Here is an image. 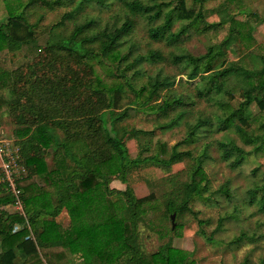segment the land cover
<instances>
[{"label": "trees", "instance_id": "16d2710c", "mask_svg": "<svg viewBox=\"0 0 264 264\" xmlns=\"http://www.w3.org/2000/svg\"><path fill=\"white\" fill-rule=\"evenodd\" d=\"M173 1L176 4L170 8L171 0L159 3H146L142 0H24L13 7L6 4L5 19L0 21V119L4 113L12 115V111L21 106L20 99L23 98L28 101L25 109L34 115V121L27 124L23 115L14 116L18 129L13 135L20 140L27 173L15 180L23 215L7 212L2 208L11 205L14 198L6 190L5 183H0V264H68L64 261L66 256L63 250L67 249L66 242L69 239L66 240V235L57 233L52 236L49 228L54 227L52 224L55 223L46 222V218L53 219L65 210L68 214H73L75 219L82 220L84 235L91 237L93 232H89V229L92 221L84 219L83 205L89 201L87 199H91V189L96 180L103 184L105 196L119 201L122 211L125 209L128 213L119 221V233L115 237L123 246L117 261H121V264H144L146 258L155 252H143L138 227L142 224L141 206L153 199L152 194L137 197L127 185L122 190L110 188V178L98 169L99 165L114 159L115 177L126 184L128 174L142 165L168 169L173 164L188 160L186 179L164 204V213L176 215L189 211V202L202 198V192L207 189L208 180H205L202 168L208 157L206 146L210 141L205 142L201 152L196 155L190 149L180 147L214 132L233 130L241 140L249 138V141L255 143V149L264 150V119L258 124V133L250 134L249 137L245 132L250 119L247 108L252 101L264 116V57L256 56L260 59V66L255 69H247L233 62L224 66L223 47L233 41L237 34L231 23L227 36L208 45L205 53L192 55L182 52L171 55L169 59L172 64L184 65L185 81L197 78L192 88L193 95L212 100L217 104L219 114L197 113L189 120L193 99L188 93L174 92V77L156 73L153 76L147 75L143 84L135 85L141 76L140 65L143 62L153 63L164 59L159 50L148 49L144 53L136 51L137 46L129 37L137 18L145 19V33L149 40H164L171 45L178 43L180 33L189 27L196 29L199 23L193 10L185 8L184 0ZM55 7H61L64 11L57 22L48 28L45 48L50 54L69 59L78 66L77 73L71 74L70 90L73 95L77 87L84 89L82 93L85 94V106L68 108L65 99L69 98V94L66 92L61 98L56 97L54 89L50 92L44 90L46 84L35 82L39 78L35 72L33 76V72L27 73L29 80L34 79V94L24 95L16 87L22 76L21 72L7 67L8 52L16 51L22 46H33L34 50L40 48L36 39L39 33L37 21L41 16L31 22L29 17L33 11L51 10ZM113 7L120 14L114 12L109 19L102 20L100 13L112 11ZM159 18L162 20L155 23ZM174 20L186 23L171 31ZM229 20L232 22L231 18ZM94 65L101 69L104 78L118 80V85L100 86L94 75ZM127 71H130L129 75ZM230 77L241 84V100L233 107L229 104L231 93L230 86L227 85ZM123 89L131 93V99L126 104L130 105L128 107H121L120 104L125 93ZM91 98L94 99L93 102L89 100ZM58 100L59 106L56 103ZM130 108L156 115L159 119L150 130L127 128L120 122L129 116ZM145 109L148 111L145 112ZM181 121L185 126L184 136L173 143L168 151L163 144L157 141L152 143L151 136L155 129H170ZM69 125L77 129L71 132L69 138H58L55 130H64ZM80 128L82 130L79 133ZM126 139H132L136 144L137 153L133 158L128 155ZM77 143L84 146L81 154H76L73 147ZM215 146L219 159L228 161L230 168L240 165L245 152L233 141L216 140ZM45 149H51L53 155H58L60 166L50 170L46 168ZM151 149L153 151L149 152ZM52 175H57L58 178L53 181ZM176 175L177 173L174 177ZM36 177L40 179V184L36 183ZM202 180L205 182L201 183ZM51 182L55 185L59 183L53 191H50ZM252 188L247 202L256 203L257 211L264 213V196L262 193L258 197L255 194L257 189H262L263 192L264 186L254 185ZM217 190L225 198L232 196L228 182ZM228 217L229 215L220 217L217 226ZM198 223L204 221L198 220ZM15 225L19 226L16 230L13 229ZM169 231L174 233L172 228ZM243 236L241 233L233 237L230 243H238ZM207 239L211 238L208 236ZM169 249L170 246L166 243L156 251L162 264H189L190 253L179 255L170 262Z\"/></svg>", "mask_w": 264, "mask_h": 264}, {"label": "rangeland", "instance_id": "374dc122", "mask_svg": "<svg viewBox=\"0 0 264 264\" xmlns=\"http://www.w3.org/2000/svg\"><path fill=\"white\" fill-rule=\"evenodd\" d=\"M24 0H0V21H4L6 16V4L10 7L22 3ZM146 3L166 2L168 0H142ZM176 3L171 0V6ZM186 9L193 10V15L199 20L196 29L190 27L179 34V41L176 45L168 42L151 41L145 33V19L137 18L134 30L129 37L136 44V51L146 52L148 49L159 50L163 60L159 62H143L140 65L141 76L137 79L135 85L143 84L147 75L153 76L156 73L174 77V92L181 91L182 94L188 93L193 99V108L191 107L190 119L194 115H208L212 112L220 113V110L212 100H206L203 97H196L193 92V86L196 79L185 81L183 71L186 69L183 64H172L171 55L187 52L192 55L203 54L206 47L210 44L217 43L229 33L230 23L237 30L234 40L223 47L224 66L230 63H236L247 69H255L260 66V59L256 56L264 57V0H184ZM64 11L61 7H55L51 10L36 9L30 15L29 20L33 22L38 16L37 30L39 31L36 39L39 50H34L33 46H22L16 51L8 52L7 67L12 70H18L22 76L16 84V87L22 90L24 95H33L34 79L29 80L27 75L34 72L38 78L37 83L46 84L43 89L55 90L56 97L61 98L67 92L68 99H65L68 108L85 106V94L82 88L72 95L70 90L71 74L77 73L76 66L69 59H61L46 51L45 42L47 41V30L59 19ZM120 11L113 7L112 11L100 13L102 20L109 19V16ZM229 18L232 19L230 22ZM159 18L155 23L160 22ZM182 23L186 21L174 20L171 25V31L177 30ZM216 24V25H215ZM205 28L204 30H202ZM176 46V47H175ZM3 50V48H2ZM123 52L125 49L122 50ZM251 59L253 61H251ZM94 75L100 86L114 87L118 85V80L106 79L101 75V69L94 65ZM130 74V71H127ZM30 76V77H32ZM227 82L230 86L231 97L229 104L233 107L241 100V84L232 77ZM179 80L177 83L176 81ZM51 88H50V87ZM49 87V88H48ZM64 90V91H63ZM120 101L121 107L126 105L131 99V93L127 89ZM62 94H60V92ZM29 92V93H28ZM6 94V92L4 91ZM162 92L160 93V97ZM8 95V94H7ZM160 98H158L159 101ZM94 101L93 98L89 99ZM20 107L12 111V115L4 113L0 119V137L8 144L7 152L0 154V159L5 157L14 160L17 163L21 174L27 173L23 163L22 146L19 138L14 137L13 133L18 129L14 120L15 114L23 115L27 124L34 121V115L28 113L25 109L28 101L20 99ZM60 105V100L56 102ZM148 111L145 109V112ZM129 116L123 119L120 124L127 128L150 130L154 127L155 121L159 118L153 114L136 111L130 108ZM247 113L250 117L248 127L245 129L246 134L251 137L258 133V124L264 119V116L258 111L254 101H252ZM263 114V113H262ZM168 118V117H166ZM185 119V118H184ZM183 119V120H184ZM165 120V119H162ZM76 127L70 125L61 130L57 128L55 133L58 138L66 136L69 138L71 132ZM82 128H80L79 133ZM185 126L181 121L180 124L172 126L170 129H155L152 133V143L157 141L163 144L166 151L169 147L179 141L184 136ZM68 132V133H65ZM251 134V135H250ZM23 138V137H22ZM216 140L233 141L245 152L244 158L236 168H230L228 161L219 159V153L215 146ZM247 138L241 140L233 130L214 132L209 136L200 137L194 143L180 147L190 149L193 155L201 152L205 142L210 141L206 146L207 159L203 165V172L208 180L207 189L202 192V198H195L189 202V211L174 214L173 231L171 234V221L169 214L164 213V204L168 198L173 196L178 186L186 179L185 171L188 166V160L171 165L168 169H160L151 165H142L132 170L126 180V184L121 183L116 177L115 161L111 159L98 166V169L110 181L108 186L114 189H124L125 185L129 186L133 194L137 197L152 194L153 199L141 206L142 224H139V242L145 254L154 253L146 258L144 264H162V260L157 254L158 248L163 244H168L170 262L184 253H190L189 264H264V213L257 211L256 203H248L247 197L251 195L253 186H264V150L255 149V143ZM130 158L135 157L137 147L132 139H126ZM76 154H81L84 146L80 143L74 144ZM47 150L44 155V162L48 170L61 165L57 154L52 153L51 149ZM151 149L149 152H152ZM147 152V153H149ZM147 153H144L146 155ZM57 155V156H56ZM1 161V160H0ZM1 164V162H0ZM1 168V167H0ZM177 173L176 177H174ZM51 177V174L49 175ZM57 175H52V180L57 179ZM34 179V177H33ZM36 183L40 184V179L35 178ZM168 179H171L170 181ZM51 181V180H50ZM205 181L202 180L201 183ZM228 182L232 196L225 198L217 188L223 183ZM52 183V182H51ZM57 185L52 183L50 191H53ZM103 184L96 180L91 189V199H87L83 205L84 219H91L92 224L89 232H93L91 237H86L82 231V220L75 219L73 214H68L62 210L53 219L46 218V222H54L49 228L54 236L66 235L68 240L64 261L68 264H121L117 261V256L121 254L123 246L115 240L119 233V221L122 216H127V210L122 211L119 201H115L110 196H105L102 188ZM255 191L258 197L261 193L264 196V190ZM35 199V197H34ZM236 206V210L234 207ZM7 212L19 211L13 205L2 206ZM228 218L222 220L217 226L220 217ZM198 220L204 221L199 224ZM90 221V222H91ZM49 226V225H48ZM14 226V230L17 229ZM202 232V233H201ZM244 236L238 243H230V240L240 234ZM75 236V239H72ZM211 239L208 240L207 237ZM171 264V263H170ZM174 264H178L174 263Z\"/></svg>", "mask_w": 264, "mask_h": 264}, {"label": "built area", "instance_id": "2783aa9c", "mask_svg": "<svg viewBox=\"0 0 264 264\" xmlns=\"http://www.w3.org/2000/svg\"><path fill=\"white\" fill-rule=\"evenodd\" d=\"M7 150H8L7 142L3 140L2 137H0V154H3V152H7ZM0 160H1L0 183L1 184L5 183L6 190L9 191L10 194L13 196L14 202L11 205L19 209V211H15V212L23 215L21 202L19 200V190L15 187V180L24 176L25 174H21L22 169L17 170L18 166L14 160H9L5 157L1 158Z\"/></svg>", "mask_w": 264, "mask_h": 264}, {"label": "water", "instance_id": "95a60500", "mask_svg": "<svg viewBox=\"0 0 264 264\" xmlns=\"http://www.w3.org/2000/svg\"><path fill=\"white\" fill-rule=\"evenodd\" d=\"M173 216H174V213H171V214L169 215V219H170V221H171V228L173 227V222H172Z\"/></svg>", "mask_w": 264, "mask_h": 264}]
</instances>
